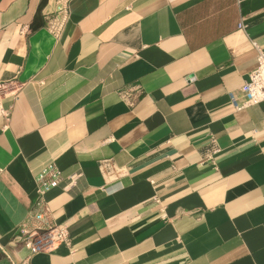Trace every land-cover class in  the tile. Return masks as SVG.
Listing matches in <instances>:
<instances>
[{
  "label": "crops",
  "instance_id": "obj_1",
  "mask_svg": "<svg viewBox=\"0 0 264 264\" xmlns=\"http://www.w3.org/2000/svg\"><path fill=\"white\" fill-rule=\"evenodd\" d=\"M53 10L0 0V264H264V102L237 108L264 0H71L58 38ZM48 164L72 247L32 254Z\"/></svg>",
  "mask_w": 264,
  "mask_h": 264
},
{
  "label": "built area",
  "instance_id": "obj_2",
  "mask_svg": "<svg viewBox=\"0 0 264 264\" xmlns=\"http://www.w3.org/2000/svg\"><path fill=\"white\" fill-rule=\"evenodd\" d=\"M71 0H54V10L44 17V27L46 31L58 38L64 25L69 18V3ZM242 24L239 28L242 29ZM28 31L26 26H19L18 32L25 36ZM256 51V68L250 72L248 80L240 88L238 109L248 108L264 102V50H261L255 43H251ZM6 84H1L0 88L5 89ZM238 99V97H237ZM0 117H7L0 107ZM204 161L214 163L213 157L218 152L216 139L210 135L206 139ZM79 175L70 177L68 186H72ZM61 172L54 164H48L35 177V199L33 202V212L19 226L20 238L23 244L32 254L49 253L57 246L64 245L71 249V238L66 226L53 224L50 220L51 212L45 201V194L59 186L61 182ZM158 198H153V204H159ZM161 219H166L161 211Z\"/></svg>",
  "mask_w": 264,
  "mask_h": 264
}]
</instances>
